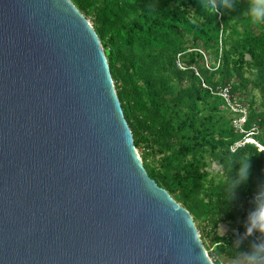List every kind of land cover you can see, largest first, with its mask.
I'll list each match as a JSON object with an SVG mask.
<instances>
[{
	"label": "water",
	"instance_id": "obj_1",
	"mask_svg": "<svg viewBox=\"0 0 264 264\" xmlns=\"http://www.w3.org/2000/svg\"><path fill=\"white\" fill-rule=\"evenodd\" d=\"M0 264H216L72 0H0Z\"/></svg>",
	"mask_w": 264,
	"mask_h": 264
},
{
	"label": "trees",
	"instance_id": "obj_2",
	"mask_svg": "<svg viewBox=\"0 0 264 264\" xmlns=\"http://www.w3.org/2000/svg\"><path fill=\"white\" fill-rule=\"evenodd\" d=\"M72 1L148 174L190 212L216 264H264V0ZM224 87L246 110L242 131Z\"/></svg>",
	"mask_w": 264,
	"mask_h": 264
},
{
	"label": "built area",
	"instance_id": "obj_3",
	"mask_svg": "<svg viewBox=\"0 0 264 264\" xmlns=\"http://www.w3.org/2000/svg\"><path fill=\"white\" fill-rule=\"evenodd\" d=\"M218 93H220L224 97L227 105H229L232 110H234V111H240L241 115L238 116V117H236V118H234L233 124H234V126L237 129H239L240 131H242L243 130V124L245 123V116H246V110H245V108L242 107L239 102L232 101L230 92H229V90H228L227 87H224V88L220 89L218 91ZM245 140L246 141H250V142H254L257 145H260L258 143V141L256 139H254L253 137H246ZM245 140L244 141H241L239 143H244ZM260 147L262 148V145H260ZM261 247L264 250V245H261ZM254 264H262V263H254Z\"/></svg>",
	"mask_w": 264,
	"mask_h": 264
},
{
	"label": "clouds",
	"instance_id": "obj_4",
	"mask_svg": "<svg viewBox=\"0 0 264 264\" xmlns=\"http://www.w3.org/2000/svg\"><path fill=\"white\" fill-rule=\"evenodd\" d=\"M209 10H210V11L213 10V6H212V4H210V6H209ZM253 15H259V13L256 12V11L254 10V11H253Z\"/></svg>",
	"mask_w": 264,
	"mask_h": 264
},
{
	"label": "rangeland",
	"instance_id": "obj_5",
	"mask_svg": "<svg viewBox=\"0 0 264 264\" xmlns=\"http://www.w3.org/2000/svg\"><path fill=\"white\" fill-rule=\"evenodd\" d=\"M223 227H224V231L226 232L227 230H229V228H228V226L227 225H225V224H223Z\"/></svg>",
	"mask_w": 264,
	"mask_h": 264
}]
</instances>
